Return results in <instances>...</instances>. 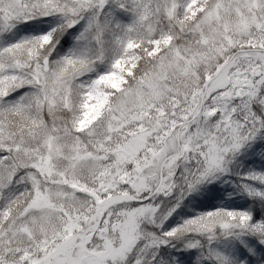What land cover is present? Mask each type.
<instances>
[{
	"label": "snow or ice",
	"instance_id": "6c2138e0",
	"mask_svg": "<svg viewBox=\"0 0 264 264\" xmlns=\"http://www.w3.org/2000/svg\"><path fill=\"white\" fill-rule=\"evenodd\" d=\"M0 264H264V0H0Z\"/></svg>",
	"mask_w": 264,
	"mask_h": 264
}]
</instances>
